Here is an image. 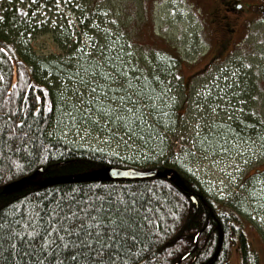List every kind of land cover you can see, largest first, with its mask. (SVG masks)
<instances>
[{"label":"trees","instance_id":"trees-1","mask_svg":"<svg viewBox=\"0 0 264 264\" xmlns=\"http://www.w3.org/2000/svg\"><path fill=\"white\" fill-rule=\"evenodd\" d=\"M102 1L59 0L74 12L78 29L64 27L56 34L53 24L39 28L36 14L57 0L0 3V264L56 259L51 250L40 255L38 233L26 235L33 230L27 217L35 218L61 199L103 210L101 219L111 209L114 225L126 221L127 238L117 248L124 264H230L231 249L239 264H259L243 236V205L216 199L173 151L194 83V78L183 82L178 77L186 58L172 45L136 48L123 28L118 33L109 26H118V21L108 15L109 9L99 8ZM88 16L99 17V23L85 24ZM36 30L53 33L63 53L34 54L28 36ZM241 43L246 53L249 44ZM236 54L228 58L238 60ZM218 61L223 60L213 61L195 77L209 76ZM234 72L245 73L238 85L235 78L222 83L224 74L208 77L202 101L224 102L228 97L238 110L214 126V134L200 137L197 151L213 153L231 140L264 145L263 125L250 108L257 93L254 72L243 66ZM92 80L98 87L89 102L82 93L92 89ZM119 97L125 98L123 104ZM86 112L103 125L93 123ZM75 126L98 132L104 128V134L109 127L121 131L140 147L135 153L139 158L128 160L70 142L64 133ZM146 150L152 157L141 154ZM109 167L158 173L137 180L100 178ZM126 209L132 210L131 220ZM77 264H92L87 251Z\"/></svg>","mask_w":264,"mask_h":264},{"label":"rangeland","instance_id":"rangeland-1","mask_svg":"<svg viewBox=\"0 0 264 264\" xmlns=\"http://www.w3.org/2000/svg\"><path fill=\"white\" fill-rule=\"evenodd\" d=\"M1 1L4 0H0V3ZM243 1L258 4L257 9L260 11L264 7L261 5L264 0ZM212 4L213 0H103L99 8L111 11L108 15L112 14L117 19L118 26L110 23L109 26H113L118 33L123 28L127 39L131 38L136 48H140V45L145 49L159 48L163 44L172 45L186 58L178 66V77L183 82L194 78V83L190 90V102L186 105L187 113L183 116V126L178 131L179 137L174 142L173 151L179 154L186 169L192 170L199 181L206 184L216 199L233 205H243V236L259 257V264H264V145L249 139V142L243 143L231 140L232 143L229 144L221 142L213 153L197 151L198 146L202 145L198 139L209 133L214 134V126L220 122L225 123L224 117L229 119L238 110L228 97L224 102L209 98L202 101L201 95L207 91L209 85L208 77L224 74L226 78L222 83L235 78V84L238 85L245 75L239 72V76L236 74L238 72H234L238 66L245 67L249 73L254 72L257 93L250 108L254 110V116L264 128V14L243 18V12L236 9L230 22L233 32L227 50V53L231 50L239 52L236 54L238 60H235L234 57L228 58L229 55L226 57L227 53L222 54L216 50L219 46L220 30L216 22H213L214 25L209 22L206 14L207 8H211ZM86 5L88 2L84 1V6ZM37 11L36 22L39 28L44 23L53 24L52 28L55 29L51 32L55 34L63 33L64 27L74 28L76 31L78 29L74 12L60 2H54ZM98 18L88 16L85 24L88 21L93 26L99 23ZM51 32L40 33L36 30L28 36V43L34 54L46 57L63 53L58 43L53 40ZM243 41L250 47L246 53L241 43ZM219 53L222 54L221 57L216 56ZM217 59L223 61L212 65L209 76L206 74L195 77L203 74L209 64ZM90 89L87 93H82L89 102L96 98L94 94H90L93 91ZM98 125L101 127L103 123L99 121ZM101 131L75 126L64 135L70 142L81 147L105 150L128 160L138 157L135 153L140 151V147L133 145L121 131L117 132L112 127L107 128L106 134L103 133L104 128ZM182 148L185 150L180 151ZM141 154L152 157L148 150ZM237 256L236 250L231 249L230 264H239Z\"/></svg>","mask_w":264,"mask_h":264},{"label":"snow or ice","instance_id":"snow-or-ice-1","mask_svg":"<svg viewBox=\"0 0 264 264\" xmlns=\"http://www.w3.org/2000/svg\"><path fill=\"white\" fill-rule=\"evenodd\" d=\"M58 3L59 0H57ZM101 75L108 76V73L101 72ZM109 79H111L110 76ZM97 87L93 82L91 90H96ZM113 99L117 97L114 96ZM118 99L121 104L124 103V97ZM124 106L127 107V105ZM85 115L93 123H99L98 117L92 116L89 112ZM81 203L83 201L74 203L71 200L65 202L61 199L59 203L44 208L35 218L27 217L29 226L33 230L26 235L39 234L40 255H44L48 250L52 251L56 259L48 257L47 264H66L68 261L71 264H77L85 251L88 252L92 264H124L123 258L117 253V248L122 247L120 240L127 238L126 221H120L114 225L110 219L111 209L107 210L105 218L101 219L103 210H98L92 205L81 207ZM131 211L126 209L124 213L129 220L132 219L129 215ZM105 219L108 221L107 226H105ZM73 252L76 255H72Z\"/></svg>","mask_w":264,"mask_h":264},{"label":"flooded vegetation","instance_id":"flooded-vegetation-1","mask_svg":"<svg viewBox=\"0 0 264 264\" xmlns=\"http://www.w3.org/2000/svg\"><path fill=\"white\" fill-rule=\"evenodd\" d=\"M261 5L264 6L262 3ZM257 8L258 4L256 5L255 3L245 2L243 0H213L212 7L207 8L206 14L209 16V22L211 24L216 22L218 30H220L218 43L219 46L216 48V50H219V52L222 54L227 53L229 40L231 38L230 35H232L231 33L233 32V27L230 22L234 17L236 9L240 12H243V18H245L248 15L250 17H257V15L264 14V7L261 9L262 13ZM255 9H257V11ZM234 48L236 50V46ZM229 52L232 53L234 51L231 50ZM229 52L227 53L226 57H228ZM222 54H220V57Z\"/></svg>","mask_w":264,"mask_h":264},{"label":"water","instance_id":"water-1","mask_svg":"<svg viewBox=\"0 0 264 264\" xmlns=\"http://www.w3.org/2000/svg\"><path fill=\"white\" fill-rule=\"evenodd\" d=\"M156 170H147V171H142L138 169H133V168H120V167H109L105 170V173L100 175V178L102 179H132V180H137V179H147V177H152L157 175ZM171 177L169 174L168 178ZM194 200V198H193Z\"/></svg>","mask_w":264,"mask_h":264}]
</instances>
